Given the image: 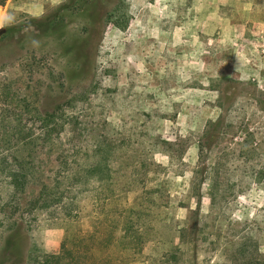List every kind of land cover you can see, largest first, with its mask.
<instances>
[{"label":"rangeland","instance_id":"obj_1","mask_svg":"<svg viewBox=\"0 0 264 264\" xmlns=\"http://www.w3.org/2000/svg\"><path fill=\"white\" fill-rule=\"evenodd\" d=\"M4 24L2 103L32 132L46 112L60 124L27 197L41 181L61 199L21 206L23 222L0 234V264L55 252L66 232L132 203L142 250L101 264L262 257L264 0H5ZM60 153L81 168L109 155L111 190L85 169L61 178Z\"/></svg>","mask_w":264,"mask_h":264},{"label":"trees","instance_id":"obj_2","mask_svg":"<svg viewBox=\"0 0 264 264\" xmlns=\"http://www.w3.org/2000/svg\"><path fill=\"white\" fill-rule=\"evenodd\" d=\"M4 1L0 0V5ZM2 100L0 94V192L5 195L0 205V212L4 215L0 218V234L2 231L17 228L18 220L23 222V218L15 216L22 205L28 206L29 209H39L48 205L49 199H61L52 196L49 192L52 187L51 182L48 184L41 181L31 198L27 197L32 186L30 182L35 175L33 164L38 161L37 157L42 155L41 149L57 142V138L51 136V132L53 130L57 132L60 125L56 122L54 113L41 114L40 127L32 132L14 117V111L9 109L7 104H3ZM68 157L67 154L60 153L54 158L61 178L74 177L75 173L79 174L85 169L84 175L88 177L99 173L100 178L96 176L98 180L102 175L108 179L105 181L106 188L111 190L109 188L112 183L111 168L107 161L110 159L109 155L93 156L86 168L70 166V161L74 160L71 158L68 160ZM110 200V197H107L102 204ZM59 202L56 200V203ZM132 204L122 206L118 214H110L106 211L101 216H95L91 220L90 230L81 232L77 229L76 232H66L57 251L32 257L30 255L25 264H101L113 252L117 262L126 261L129 255L140 252L143 243L147 240L141 232L144 223L140 221L138 213L134 212L135 208ZM76 213L75 208H69L66 221H77ZM115 247L117 251L112 250ZM243 264H264V254L261 258L249 257Z\"/></svg>","mask_w":264,"mask_h":264},{"label":"water","instance_id":"obj_3","mask_svg":"<svg viewBox=\"0 0 264 264\" xmlns=\"http://www.w3.org/2000/svg\"><path fill=\"white\" fill-rule=\"evenodd\" d=\"M9 31H11V26L10 25H0V36L3 34L8 33Z\"/></svg>","mask_w":264,"mask_h":264}]
</instances>
